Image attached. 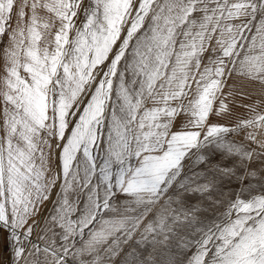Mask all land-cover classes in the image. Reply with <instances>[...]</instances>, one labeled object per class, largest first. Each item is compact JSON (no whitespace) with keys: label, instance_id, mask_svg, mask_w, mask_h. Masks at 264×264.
I'll return each instance as SVG.
<instances>
[{"label":"snow or ice","instance_id":"6c2138e0","mask_svg":"<svg viewBox=\"0 0 264 264\" xmlns=\"http://www.w3.org/2000/svg\"><path fill=\"white\" fill-rule=\"evenodd\" d=\"M0 264H264V0H0Z\"/></svg>","mask_w":264,"mask_h":264}]
</instances>
